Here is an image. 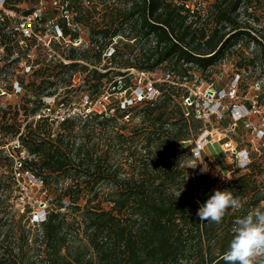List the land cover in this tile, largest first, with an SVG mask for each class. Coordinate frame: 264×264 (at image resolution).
Instances as JSON below:
<instances>
[{"label": "trees", "instance_id": "1", "mask_svg": "<svg viewBox=\"0 0 264 264\" xmlns=\"http://www.w3.org/2000/svg\"><path fill=\"white\" fill-rule=\"evenodd\" d=\"M22 2L6 7L18 11ZM61 3L71 17L60 18L64 39H79L82 27L87 47L56 45L59 58L40 57L33 81L20 82L22 104L0 109V264H225L235 220L264 204L263 169L251 162L227 182L191 177L182 164L192 161L204 124L185 104L186 83L194 72L210 73L239 41L255 44L264 62V35L255 27L263 24L264 0H208L206 13L192 0ZM161 68L163 81L152 85L159 95L71 114L78 91L90 100L107 88L115 94L136 86L134 70ZM76 75H84L79 87ZM47 98H54L48 111ZM66 106L57 121L53 112ZM21 115L33 118L23 130ZM126 117L140 121L128 129ZM25 174L47 193L49 206L36 222L16 207ZM216 190L232 191L243 207L230 208L219 224L201 222L197 212Z\"/></svg>", "mask_w": 264, "mask_h": 264}, {"label": "rangeland", "instance_id": "2", "mask_svg": "<svg viewBox=\"0 0 264 264\" xmlns=\"http://www.w3.org/2000/svg\"><path fill=\"white\" fill-rule=\"evenodd\" d=\"M211 1V0H210ZM213 1V0H212ZM193 8L198 7L202 9L203 13H206L208 0H192ZM18 11L9 10V14L0 12V45L1 42L5 41L4 34H8L10 39L13 40V48L9 51H4L5 54H0V109H6L10 111L15 109L16 106L22 104L24 86L29 85L33 81L32 72L26 73L22 68L23 63L27 66H31L33 71L36 66L35 61L40 57L48 55L51 59L53 55H61V50L56 45L66 43L67 46L73 44L74 46L87 47L85 43V34L87 31L81 27V37L75 41L58 40L53 39L51 36L53 32H48L47 37H43V40L47 43L51 42V50L49 51L37 38L24 39L20 33L16 30L19 27L20 21L23 18L31 16L34 12H37L41 17L51 24L47 25L52 30L53 24L60 25V18L62 14H65L68 20L70 15L63 12L61 0H23L22 4L18 6ZM32 11V14H27V11ZM11 11V12H10ZM260 12V11H259ZM262 15L264 12H260ZM47 23V22H46ZM74 29H77L75 25H72ZM257 27V34L264 35V20L263 24ZM43 29V35L46 34ZM15 35V36H14ZM8 36V37H9ZM9 39V38H6ZM24 41L21 47V41ZM26 45L30 48L27 49ZM26 49V50H24ZM244 51V52H243ZM15 55L13 58L11 55ZM19 55L24 56V60L20 62H13V59ZM248 58H255V65H250L247 61ZM242 59V61L240 60ZM29 60V61H28ZM245 60V61H244ZM241 64L243 66H241ZM34 68V69H33ZM166 70L161 68L152 74L142 75L134 70V74L140 77L136 81V86L131 89L123 90L121 92L110 94L108 88L105 90L101 97L90 100L81 91L74 95L72 99L73 110L71 114L75 112H86L96 110L99 112L107 111L108 106L111 102L116 101L124 104L131 101L134 96H138L141 93H152L155 89L153 83L163 81ZM264 62L261 52H256L255 44L251 42L250 48L248 43L245 41H239L236 47L227 54L223 61H220L214 66L210 73L201 74L194 72L193 80L186 83L190 89V94L193 99L198 101L202 114L205 115V119H201L204 124V131L202 141L200 138L195 140L192 161L185 162L184 165L187 169L192 170L193 178H197L199 175L203 177H220L223 182H227L230 179L238 176V159L234 155V149L237 151L248 150L251 155L252 163L255 167L263 169V173L257 176V181L261 183V188L264 190V150L260 148V141L255 137L251 130L245 127V122L256 125L258 122V116L252 115L246 119L239 121L237 127H234L236 123L235 117H239L240 112L247 114L248 111L252 110L254 102L257 101V105L264 106ZM84 75H76L75 87H79L83 83ZM17 85L21 86L22 89L19 91ZM236 86L237 92L235 96H229V90L231 87ZM114 91V90H112ZM222 91V92H221ZM225 91V92H224ZM213 92L215 94H213ZM219 92H221L219 96ZM74 91L72 94H75ZM54 105V98L46 99V107L52 108ZM193 107V106H191ZM195 110V107H193ZM69 106L60 107L54 111V116L57 121H62L63 117L67 116ZM239 111V113H237ZM49 113V112H45ZM27 115V114H25ZM25 115L19 116V123H21L22 130L24 125L29 121H33L30 116L28 119ZM248 115V114H247ZM128 118V117H126ZM125 118L126 126L130 129L133 123L140 121L138 118L135 121H129ZM249 118V119H248ZM39 119V115L35 117V120ZM247 120V121H246ZM1 125V122H0ZM231 142L232 148L225 147L224 143ZM193 143V142H190ZM10 145L18 147L17 139H14ZM189 144H184L186 146ZM25 156L22 153V157ZM122 162L124 163L122 165ZM118 164L124 168L130 167L128 161H122ZM18 168V167H17ZM248 169H241L240 173H246ZM190 179V178H188ZM190 181V180H188ZM21 189L19 201L16 207L24 211L27 209L31 216L32 222L40 220L45 214V210L49 204L45 200L46 192L41 189V184L30 175H23L19 180ZM189 185L185 186L188 189ZM37 217H39L37 219ZM28 220V219H27Z\"/></svg>", "mask_w": 264, "mask_h": 264}, {"label": "clouds", "instance_id": "3", "mask_svg": "<svg viewBox=\"0 0 264 264\" xmlns=\"http://www.w3.org/2000/svg\"><path fill=\"white\" fill-rule=\"evenodd\" d=\"M243 204L232 191L216 190L201 205L197 216L201 222L221 223L226 212L231 208L239 210ZM233 239L229 250L221 257L225 264H264V204L248 211L234 222Z\"/></svg>", "mask_w": 264, "mask_h": 264}, {"label": "built area", "instance_id": "4", "mask_svg": "<svg viewBox=\"0 0 264 264\" xmlns=\"http://www.w3.org/2000/svg\"><path fill=\"white\" fill-rule=\"evenodd\" d=\"M6 1L7 0H0V12H5L6 14H9V10H11V9L6 7ZM42 19L43 18L41 17L40 14H38L37 12H34L31 16L23 18V21L22 22L20 21V25L18 28H16V30L20 33L23 40L24 39L26 40L27 38L28 39L37 38V39L41 40V42H43V43H39V44H43L50 51L52 40H49V42H47V43L43 40L44 36L47 37L49 35L48 32H51V33L53 32L51 37L55 40H58L59 43H61V40H65V39H64L63 32H62L60 25L53 24L52 30H50V28L47 25H49L51 23L48 21H46L47 22L46 23L45 21H42ZM69 25L72 26V24H69ZM75 27H76V25H75ZM43 29H45L44 31L46 33L44 35H43ZM4 36H5V41H3V43L1 42L0 54H2L5 50L9 51L14 47L12 38L10 39V36L8 34H4ZM6 38H9V39H6ZM23 40L21 41V47L24 46V45H22V44H24ZM26 47L28 49V45H26ZM24 50H26V49H24ZM5 52L3 54H5ZM14 56L15 55H13V54L11 55L12 58ZM49 56H51V55L49 54ZM54 57L59 58V55L55 53V55H53L51 58H54ZM22 58H23L22 60H24L25 57L23 56ZM22 68L24 69L23 72H25V70H26V73L32 72L31 71L32 67L25 65V63H23ZM142 75H145V74L142 73ZM16 87L19 91H21V89H22L21 86L17 85ZM221 92H219V96H220ZM236 92H237V88H236V86H233L230 88L228 95L230 97L231 96L233 97V96H235ZM213 94H215V93L213 92ZM155 95H159V92L157 90H154L152 93L138 94V99L153 98ZM131 104H132V99L128 103H124L122 105H123V107H127V106H130ZM185 104L188 107H191V106L195 107V114H196V117L198 119H205V115L202 114V111L200 109L198 101L193 99L191 95H189L185 99ZM252 107H253L252 110L247 112L248 115L240 112L241 115H239V117H235L236 123L234 124V127H237V123H239V121H242V120H244L247 117H250L252 115H257L259 117L257 124L254 125V124H249L248 122H245L246 123L245 127L247 129L251 130L252 133H254L255 137H257L259 140H261L260 141V148L264 150V106L257 105V101H256V102H254V105ZM237 113H239V111ZM40 117L41 116H39V118ZM202 136H203V133L199 136L200 141H202V139H203ZM229 143H231V142H229ZM229 143L228 142L224 143L225 147ZM227 148H231V147H227ZM234 155L238 159V168H240V169H247L248 166L252 162L251 155H250L248 150L237 151L236 149H234ZM263 155H264V152H263ZM263 158H264V156H263ZM21 166H22L21 163L18 162L17 167L19 168ZM38 218L39 217H37V219Z\"/></svg>", "mask_w": 264, "mask_h": 264}, {"label": "bare ground", "instance_id": "5", "mask_svg": "<svg viewBox=\"0 0 264 264\" xmlns=\"http://www.w3.org/2000/svg\"><path fill=\"white\" fill-rule=\"evenodd\" d=\"M226 147H233V144L232 143H229Z\"/></svg>", "mask_w": 264, "mask_h": 264}]
</instances>
